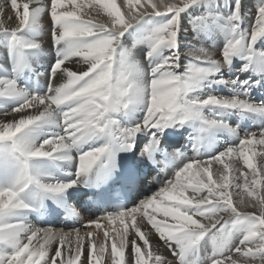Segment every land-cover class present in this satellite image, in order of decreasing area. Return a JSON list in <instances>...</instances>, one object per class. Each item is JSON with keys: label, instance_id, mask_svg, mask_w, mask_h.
<instances>
[{"label": "snow or ice", "instance_id": "1", "mask_svg": "<svg viewBox=\"0 0 264 264\" xmlns=\"http://www.w3.org/2000/svg\"><path fill=\"white\" fill-rule=\"evenodd\" d=\"M10 2L18 27L8 30L0 23V33L11 32L15 45L16 34L29 25L35 26L44 9L39 0ZM198 2L182 0V5L178 6L168 0H144L143 4L141 0H124L122 6L128 9V19H125L116 0H50L47 11L53 23V40L66 45L63 58L53 66L50 81L56 79L57 73H62L66 82L59 86L50 83L49 94L40 96L20 90L14 79L0 78V98L21 101L11 113L4 114L13 115V122L0 124V142L10 143L9 149L0 150V155L13 156L19 169L10 186L0 187V246L11 250L0 252V264H101L102 260L103 264H175L157 253L156 246L148 239V231L142 229H154L172 256L179 258V264H189V256L217 225H220L219 239L203 264H264V128L243 137L238 145L228 146L206 159L187 161L175 172L174 178L166 181L150 198L138 206L89 221L83 235L80 229L56 232L29 227L20 218L23 211L29 210L25 193L30 187L35 186L44 194L59 195L76 183H42L39 172L34 173L30 165L32 160L60 158L70 161L72 157L67 154L72 148L96 137H106L108 143L79 155L76 173L79 179L90 173L105 156L111 155L112 146L120 141H124L121 150H131L134 145L130 141L143 130L162 132L173 125L195 121L212 128L226 127L222 120H203L200 111L203 108L213 106L264 115V106L254 105L239 96L188 99L191 92L219 72L222 62L229 63L245 47L251 48L258 38H264V5H261L250 35L230 40L222 51V62L201 50L190 54L198 63H187L184 72L179 74L176 70L180 68V16ZM32 5H36L35 9ZM98 6L109 19L103 22L96 19L100 14ZM138 7L143 10L136 11ZM3 8L0 4V14ZM145 17L170 18L148 35L149 58L162 48L173 52L152 68L147 87L139 83V71L129 61L128 54L118 52L124 34ZM238 18V14L232 17ZM231 31L236 33L238 25ZM26 47L35 49L39 45ZM74 58L86 64L87 69L78 73L64 67ZM256 64L264 70V56L259 57ZM134 103L146 104L142 123L121 128L115 117ZM29 109L37 111L32 114ZM57 110H60L58 122ZM53 123L62 124L63 133L36 146L32 133ZM158 146L159 141L153 134L145 151H154ZM257 146L259 153L255 150ZM258 154L261 157L259 167L253 162ZM241 159L248 172L239 168L237 161ZM216 164H222L223 169L214 171ZM233 196L237 201L234 202ZM238 205L259 208V215L242 212ZM157 214L163 219L158 220ZM169 218L174 223H170ZM101 220L119 221L121 227L109 231L107 225H103L101 241L96 231L102 227ZM235 232H239L240 238L233 243ZM57 241L58 246L53 249L51 246Z\"/></svg>", "mask_w": 264, "mask_h": 264}, {"label": "bare ground", "instance_id": "2", "mask_svg": "<svg viewBox=\"0 0 264 264\" xmlns=\"http://www.w3.org/2000/svg\"><path fill=\"white\" fill-rule=\"evenodd\" d=\"M18 2L23 3L25 0H18ZM155 2V0H153ZM168 2L176 3L178 6L182 5V0H168ZM231 3H227V0H217L215 2L214 0H205L204 2L200 1L196 4H193L191 7H189L185 12H183L180 16V28H179V36H178V55H179V62L184 63L185 66L189 62H194L192 60V56L190 54L192 53H198L201 50L206 51L210 55L213 56L214 59L220 60L222 62V51L223 49L220 47L221 42L228 41L227 44L231 39L223 38V36L217 31L216 33H209L206 37L204 33L201 35L200 32H194L195 27H193V30L189 29V22H193L194 18L196 17V14L201 12H212L215 11L217 13L221 12L223 14H229V12H232V15L238 14V19L233 21L237 23L238 25V32L237 36L238 38L240 36H247L250 35V32L252 30V20L254 19V13L257 11L258 7L261 5H264V0H230ZM144 3V0H141V4ZM0 4L4 5L3 13L0 14V23H3L4 26L11 30L15 27H18V21L14 18L15 13L11 9V2L10 0H0ZM50 4V0H39V5L44 10L41 12V15L39 16L37 23L35 26L29 25L24 30L18 32L15 36V41L17 43L13 44V36L11 32H3L0 33V78L3 79H14L17 82L18 88L24 92H26L28 95H40L44 96L49 94V85L52 83L55 86H59L60 84L66 82V76H63L62 73L56 74V79L54 81H50V75L52 73L53 66L56 64V62L59 59H62L65 53L66 45L64 43L57 44L53 40V23L51 21V18L48 14L47 8ZM117 7L120 8L121 13L125 15V19H128V9L124 5V0H116ZM32 7H36V5H32ZM100 7V14L96 17L98 21H105L109 19L107 17V14L103 11L101 6ZM136 11L143 10L142 8L135 9ZM95 15V13H93ZM12 16L13 19L9 20L8 17ZM168 18V17H167ZM166 18V19H167ZM193 19V20H192ZM165 17H145L144 20L140 21L139 23L133 25L131 28L128 29V31L124 34L120 41V46H122V49L125 53L128 54V56H136L137 57V43L138 46L140 45V40L143 38V36L146 33L147 29L153 28L156 24H163L166 23ZM192 20V21H191ZM164 21V22H163ZM255 21V20H254ZM163 22V23H162ZM155 24V25H154ZM193 25V24H192ZM151 27V28H150ZM216 31V30H214ZM145 32V33H144ZM193 33V34H192ZM234 34V33H233ZM235 37V36H234ZM194 38V40H193ZM181 40L183 41L181 43ZM233 40V39H232ZM142 43V42H141ZM205 43L207 44V47L211 48H197V51L191 50L189 47L191 45H197ZM28 44H38V48H28L26 45ZM185 45H188L185 47ZM210 45V46H209ZM202 46V45H200ZM260 46V50L264 52V38H258V41L253 45L252 48L256 47L258 48ZM205 47V46H204ZM226 47V46H225ZM248 47H245L243 51H241L238 55L233 56L229 63H221L219 67V72L209 77L208 79H212V83H208L207 81L204 84H207L206 87L201 89L198 88L201 92L203 90H208L210 92L211 96H217L222 98H231L233 96H239L240 98L244 99L243 92H236L234 93L233 90L230 88V83L235 81V83L240 86L244 85V82H242L243 75L246 73H250L253 75H258L259 78H262V82H264V70H261L258 68L256 64V60L259 57L264 56L258 54L257 52H253V50L250 48L248 51L246 50ZM195 49V48H194ZM216 49V50H215ZM167 51V57L173 55V52L170 50ZM183 52V53H182ZM187 56V57H186ZM190 56V58H188ZM183 58V59H182ZM138 60V59H137ZM68 63V62H66ZM157 62L153 61L152 65L154 66ZM8 64V65H7ZM135 65V64H134ZM136 67L137 64L135 65ZM64 67H67L68 69L76 72H82L87 69V65L84 63H80L79 65H72L68 66L65 65ZM142 66H139L137 69L139 70ZM240 67V68H239ZM235 68H239L238 71L235 70ZM181 68L177 69L178 72ZM228 78V79H227ZM249 78V76L247 77ZM215 80L219 81H225L226 83H215ZM37 81L39 83V90L35 93L32 92L33 89V82ZM31 82L30 87L29 83ZM144 82V80L142 81ZM253 86H250L252 88ZM208 96H204L201 98H194L189 95L188 98L191 100H203L206 99ZM0 124L8 123L9 119L12 117L11 115H4L7 109H13L17 107L21 102H19V99H7V98H0ZM3 99L5 102H2ZM19 100V101H17ZM6 101H8V105L6 106ZM250 101V100H249ZM253 103L252 101H250ZM137 104H132L133 106ZM144 104V103H143ZM142 105V104H141ZM257 105V104H254ZM260 106V105H257ZM142 107V112L145 113V108ZM30 113L35 114L37 109H29ZM59 111L57 110V117L56 122L59 121ZM126 111V110H125ZM202 114L203 120L206 121H212V120H222L225 122L226 127L224 128H212L200 121L195 122H188L184 125H179V128H176L174 126L169 127L167 129H164L162 133H166L168 137L173 138L174 136H177L180 134L181 129H185V127H189V135L191 138L192 135H194V131H196V137L194 139L193 145V152L191 153L190 158H180L177 161L176 167L170 171V175L172 178H174L175 172L183 166L184 163H186L189 160L192 159H206L209 156H212L218 152H222L225 150L226 147L231 145H238L239 140L243 137L258 132L261 128H264V115L257 114V113H249V112H242L240 110H228V109H222L218 107L209 106L206 108H203L200 110ZM11 113V112H8ZM229 115H236L240 114L244 116V120L248 125L247 129H240L239 126L236 125V122L232 124L234 128H230L231 131L235 129L234 135L227 132V128H229L228 119L224 116V114ZM115 118H119V115ZM144 118V115L141 114V112L138 114V116L132 120H128L125 117L122 118L123 120L120 121V127L121 128H132L142 123V120ZM128 121V122H127ZM13 122V121H12ZM127 122L128 124H125ZM49 124H46L42 126L39 130L43 129L45 126ZM157 131L156 129H150V130H143L140 133L136 134V136L133 138L135 139V143H138L137 151H140L141 157H143L144 153H146V147L150 145V142L152 140H148L150 138L151 133ZM63 133V125L60 124L59 126H56V123L50 124V127L48 128V131L45 132L43 140H41L40 143H33L38 146L41 144L44 140L50 138L53 135L56 134H62ZM38 141V140H37ZM39 142V141H38ZM108 139L106 137L100 136L96 137L92 140L86 141L77 147L72 148L67 155L71 156L72 159L70 161L60 159V158H52V159H42L43 162H41V165L38 167L37 165H33V162L35 160L30 161V165L32 166V169L35 172H39L41 182L42 183H55L58 182L57 179L61 178L60 182L62 183H70L72 181H76L75 186L68 189L66 192L59 194V195H51L53 197L54 201H57V198H60L59 201L66 202L67 198L70 195H74L80 191H82L81 187L84 185L85 180L91 176L90 173L81 176L79 179H77V170H78V157L80 154L85 153L89 150H92L94 148L103 146L104 144L108 143ZM131 142V141H130ZM135 143H132L135 146ZM122 146L124 144V141H120ZM142 148L139 150V148ZM201 146V149L198 150V148ZM10 143L8 142H0V150L9 149ZM257 153H259V146L255 149ZM10 154L5 153L4 155H0V187H8L10 186L19 169L17 162L13 156H9ZM9 156V159L7 160V157ZM3 158V160L1 159ZM226 160L231 161L234 158H225ZM261 157L258 154L256 157H254L253 162L257 164L259 167V161ZM50 161L53 163L54 169L47 168V165L45 161ZM237 164L239 168L244 171L248 172V169L244 166L242 159L237 161ZM222 164H216L214 165V171L216 169H223ZM54 170V172H53ZM216 178V177H214ZM251 178V177H249ZM158 191V190H157ZM231 191V189H230ZM42 193L41 190L37 189L35 186L30 187V189L25 193V202L29 204V210H25L20 214V218L24 221L26 225L29 227L34 228H41V229H53L54 231H71L73 229H80L81 234L83 235L86 226L89 225V221L95 220L91 218H85L81 215H76L71 213V210H73V206L68 207V210L70 211V215H72V224L69 226L61 227L57 224L55 225H49V226H42L40 222L31 221L30 215L33 213V204L35 200L37 199L38 195ZM151 196H148L147 198H150ZM146 198V199H147ZM237 197L233 196L234 202L237 201ZM247 196L245 195V205L247 204ZM141 203V202H140ZM139 203V204H140ZM138 204V205H139ZM137 205V206H138ZM245 205H238V208L242 212H255L257 215H259V208L252 209L251 207H246ZM76 212H78L76 210ZM159 215L157 214V219L161 220L163 217L159 218ZM227 218V217H226ZM140 216L137 214V221L139 222ZM196 219H201L197 217ZM171 223H174L173 221L169 220ZM202 223L208 224V220H201ZM102 227L96 231L100 233V239L102 241V235L103 231L105 230L103 228V225H107V230L111 231L113 227L120 228L121 225L119 224V221H115L114 223H109L107 220H101L100 221ZM128 223L131 224V219L128 218ZM94 228V225L92 226ZM220 228V225H217L216 228L211 229V231L200 241L197 248L193 251V253L189 256V264H192V261L196 260L197 264H203L206 257L211 255L212 250L210 248H207V239L214 240V243L216 240L219 239V233L217 230ZM144 231H148V239L150 240L151 244L153 246H156V251L158 254L162 255L166 260L173 261L175 264H179V258L172 259V257L169 255L168 248L164 246L163 242L160 241L158 234L155 232L154 229H151L150 231L147 229H142ZM113 236H115V233H113ZM240 238L239 232H235V234L232 237L233 243L238 242V239ZM87 239V238H86ZM118 242V241H117ZM139 243H142L138 241ZM58 246V241L54 243L51 247L55 249ZM110 247V245H109ZM175 247V246H173ZM98 250V249H97ZM11 251L10 249L5 248L4 246H0V252H7ZM125 260L127 261V249H125ZM103 264V260L101 262ZM227 264V262H226Z\"/></svg>", "mask_w": 264, "mask_h": 264}, {"label": "rangeland", "instance_id": "3", "mask_svg": "<svg viewBox=\"0 0 264 264\" xmlns=\"http://www.w3.org/2000/svg\"><path fill=\"white\" fill-rule=\"evenodd\" d=\"M199 1L201 3V2H204L205 0H199ZM214 1L217 2V0H214ZM227 3H231L230 0H227ZM256 14H257V11L254 13V16H253L254 19L252 20V24H251L252 28H253V25H254V22H255L254 20L256 19ZM232 17H233L232 12H229V14H226V15L221 13V12L217 13L215 11H212V12H201V13L196 14V17L194 18V20L192 19L193 22H191V23L189 22V26H190L189 29L194 31L193 27H195V31L194 32H198L199 31L201 35L204 33V35L206 37H208L207 35H209V33H216L217 31H219V33L223 36V38H225V40L226 39H231L232 40V39L238 38V36H237V32L238 31L236 33H234V34L231 31V29L234 26H237V23H235L233 21ZM166 18L167 17H165V20L167 22L170 18L169 17L167 19ZM163 24H156V25L154 24L155 26L153 28L150 27L151 29H147L146 33L144 32L145 35L140 40L142 43L140 42L139 46H138V43H137V57L136 56H133V57L132 56H128V59H129V61L132 64H135V65L137 64V66L138 65L142 66L138 70L139 71L138 81H139V83H141L145 87H147L148 84L150 83L151 71H152V68L155 66V65L154 66L152 65V62L156 61L157 63H159L163 58L167 57V55H166L167 54V51H166L167 49L166 48H162V49H159L156 53H154L151 58H149V52L151 51V46H150V43L148 42L147 37H148V35L150 34V32L154 28L159 27V26H161ZM214 30H216V31H214ZM207 39H209V37ZM193 40H194V38H193ZM182 42L183 41L181 40V43ZM227 42L226 41L221 42L220 47L222 49H224L225 46L227 45ZM200 45H202V46H200ZM206 45L207 44L202 43V44H199V46L191 45L189 48L191 50H193V51H197V48H202V47H203V49L211 48V47H207L208 45L207 46ZM187 46L188 45H185V47H187ZM252 47H253V45H252ZM252 47H251V49L253 50V52L255 50V52H257L258 54L263 55L264 52L262 50H260V46L258 48H256V47L252 48ZM121 49H122V46H119L118 52H124ZM249 49L250 48H247L246 50L248 51ZM188 58H190V56H188ZM80 63H83V62L79 61L78 58H74L72 60H69V62L66 63V65H68V66H72V65L76 66V65H79ZM195 63H198V62H195ZM184 65L185 64L182 63V62L180 63V68L181 69L178 71L179 74H182L184 72V70H185V68L183 67ZM201 66H203V65H201ZM239 68H235V70L238 71ZM143 80H144V82H142ZM206 81H207V84L213 82L212 79L211 80L207 79ZM206 81H204L203 84L201 85V89L206 87L207 84H204ZM215 81H217V80H215ZM28 87H30V83H29ZM189 95L191 96V98L194 97V98H198V99L201 98V97H204V96H211L210 92L208 90H203V92H201L199 89L194 90ZM7 99H3L2 102H5V100H7ZM188 99H190V98H188ZM17 101H19V100H17ZM19 102H21V101H19ZM7 105H8V101H6V106ZM141 106H143L145 108L146 104L145 103L144 104L143 103H137L134 106L130 105V107L126 111L120 113L119 114V118H116L119 121V124H120V121L123 120L122 118H124V117L126 119H128V120H132V119L136 118L140 112H141L142 115H145V113L142 112V107ZM11 111H12V109L10 108V109H7V111L5 113L11 112ZM11 116L12 117L8 120L9 122L13 121V115H11ZM127 122H125V124H128ZM173 126L176 127V128H179L178 124L173 125ZM49 127H50V125H47L43 129H41L40 131L33 132L32 133V141H34V143H40L41 140H43L45 132L48 131ZM227 132L232 134V135L235 134V133H233V131L230 130V127L227 128ZM4 150H7V149H4ZM9 156L7 157V160L9 159ZM1 159L3 160V158H1ZM41 162H43L42 159L35 160L33 162V165H37L39 167L41 165ZM45 162H46L45 165H47V168H49L50 170L55 168V167L52 166L53 165L52 162H50L48 160L45 161ZM53 172H54V170H53ZM60 180H61V178L57 179L58 182H60ZM159 216H158L159 218L162 217L161 215H159ZM169 220H170V218H169ZM206 242H207V248H210L213 251V247H214V244H215L214 240H211L209 238V239L206 240ZM168 252H169V255L172 257V259H175V261H176L177 256H172V254H171V252L169 250H168Z\"/></svg>", "mask_w": 264, "mask_h": 264}]
</instances>
